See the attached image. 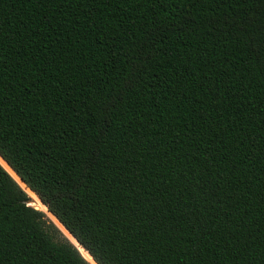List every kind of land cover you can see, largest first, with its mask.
Returning <instances> with one entry per match:
<instances>
[{"label": "trees", "instance_id": "obj_1", "mask_svg": "<svg viewBox=\"0 0 264 264\" xmlns=\"http://www.w3.org/2000/svg\"><path fill=\"white\" fill-rule=\"evenodd\" d=\"M27 194L95 264H264V0H0V264H94Z\"/></svg>", "mask_w": 264, "mask_h": 264}, {"label": "rangeland", "instance_id": "obj_2", "mask_svg": "<svg viewBox=\"0 0 264 264\" xmlns=\"http://www.w3.org/2000/svg\"><path fill=\"white\" fill-rule=\"evenodd\" d=\"M28 196V202H27V205L30 206L32 209L34 210H38V211H41L46 220L50 221L51 223H53L55 226H57V228L59 229V231L62 233V235L68 239V241L73 244L74 246L78 247L77 244L72 240V238L68 235V233L57 223V221L49 214L46 212L45 208L43 209L41 207V203L38 201V199L30 194V196L27 194ZM78 249H80L78 247Z\"/></svg>", "mask_w": 264, "mask_h": 264}, {"label": "bare ground", "instance_id": "obj_3", "mask_svg": "<svg viewBox=\"0 0 264 264\" xmlns=\"http://www.w3.org/2000/svg\"><path fill=\"white\" fill-rule=\"evenodd\" d=\"M45 210H46V209H45ZM80 251H81V253L83 254V256H84L86 259H88V260L91 261V259L89 258V256H88L86 253H84V251H82L81 249H80Z\"/></svg>", "mask_w": 264, "mask_h": 264}, {"label": "water", "instance_id": "obj_4", "mask_svg": "<svg viewBox=\"0 0 264 264\" xmlns=\"http://www.w3.org/2000/svg\"><path fill=\"white\" fill-rule=\"evenodd\" d=\"M73 245V244H72ZM73 247L79 252V250L73 245ZM80 254V252H79ZM81 255V254H80ZM87 261V260H86ZM92 261V260H91ZM88 262V261H87ZM93 262V261H92ZM89 263V262H88ZM94 263V262H93ZM90 264V263H89ZM95 264V263H94Z\"/></svg>", "mask_w": 264, "mask_h": 264}]
</instances>
